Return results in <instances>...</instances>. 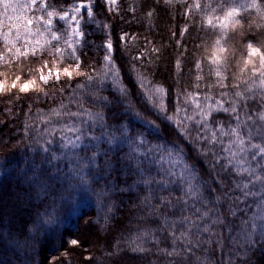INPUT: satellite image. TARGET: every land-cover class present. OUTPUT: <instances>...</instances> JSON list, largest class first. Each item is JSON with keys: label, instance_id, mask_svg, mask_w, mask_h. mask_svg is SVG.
Returning <instances> with one entry per match:
<instances>
[{"label": "snow or ice", "instance_id": "snow-or-ice-1", "mask_svg": "<svg viewBox=\"0 0 264 264\" xmlns=\"http://www.w3.org/2000/svg\"><path fill=\"white\" fill-rule=\"evenodd\" d=\"M138 7L139 18L122 0H0V98L54 100L47 112H22L29 121L17 144L28 154L19 174L36 210L18 231H4L0 216V239L32 248L58 206L91 194L98 211L86 223L105 233L109 264H247L264 244V0ZM160 12L181 21L166 40L146 35L137 47L139 34L115 33V18L153 32ZM91 25L108 32L90 61ZM166 57L172 70L159 80ZM124 195L133 210L126 223L117 219ZM61 244L48 264H71L72 249L85 247L79 238Z\"/></svg>", "mask_w": 264, "mask_h": 264}, {"label": "trees", "instance_id": "trees-1", "mask_svg": "<svg viewBox=\"0 0 264 264\" xmlns=\"http://www.w3.org/2000/svg\"><path fill=\"white\" fill-rule=\"evenodd\" d=\"M127 7L131 3L132 7H136V17L142 16V10L138 5L141 0H122ZM174 12V10H173ZM125 19L131 21L132 14L124 13ZM98 20L104 21L105 13L100 12ZM181 21L170 20L163 12H160L159 19H155L156 29L153 32L146 31L141 25L132 23H122L119 18L114 19L116 25L115 33L122 30L127 31L130 36L139 34V40L136 46L143 44V36H149L157 43L162 38L167 39L170 25ZM88 40L91 45L88 50L89 60H94L102 54V49L98 51V47L104 42V37L108 30L101 29L96 25H91L88 29ZM115 33L113 39L115 40ZM195 35V33H193ZM135 50V49H134ZM27 70V68L25 69ZM171 58L166 57L164 62L160 64L157 79L165 80L171 73ZM34 74V73H33ZM127 77V73L124 74ZM191 81V77H186ZM131 83V78H128ZM168 83H172L170 79ZM54 89H48L51 94ZM55 99H59L56 97ZM138 99V98H137ZM32 105L33 114L36 109L43 108L47 112L48 108L54 106V100L41 95L38 100H20L15 101L7 97L0 98V216H3V229L8 231H18L25 221L31 222L36 210V204L33 195L29 192L26 184L22 183L20 172L26 169V157L28 149L24 144H17L19 133L17 129L21 121L28 122L29 117L22 114L26 106ZM119 114V113H118ZM152 118V117H148ZM135 124V120L130 121ZM160 138L161 133H155ZM166 139L174 137L168 132H164ZM187 155L194 160L198 169L203 170L204 165L199 160H195V154L191 150V146L187 145ZM123 199V206L120 208L117 219H123L126 223L129 215L132 214V200L127 195L120 197ZM41 211L43 208L41 207ZM97 205L95 197L91 194L77 195L70 203H64L57 208V220L55 223L46 225L45 230L35 233V242L32 248L27 250H16L11 247L7 239H0V264H48V260L53 256H60L64 251L61 240L69 238H79L85 247L72 249V255L69 257L71 264H89L85 257L91 255L96 258L97 264H109L104 258L103 240L100 238L105 236L101 232L99 236L96 234V228L89 226L86 222L95 217L97 213ZM26 233L20 235L23 240ZM99 245V247H98ZM116 264H142L141 261L125 257L123 260H117ZM237 264H244L242 260H238ZM247 264H264V249L262 244H258L251 250Z\"/></svg>", "mask_w": 264, "mask_h": 264}, {"label": "rangeland", "instance_id": "rangeland-1", "mask_svg": "<svg viewBox=\"0 0 264 264\" xmlns=\"http://www.w3.org/2000/svg\"><path fill=\"white\" fill-rule=\"evenodd\" d=\"M125 1L127 2V1H131V0H125ZM129 5H131V3H129ZM254 15H255V14H254ZM262 246H263V249H264V244H262Z\"/></svg>", "mask_w": 264, "mask_h": 264}]
</instances>
